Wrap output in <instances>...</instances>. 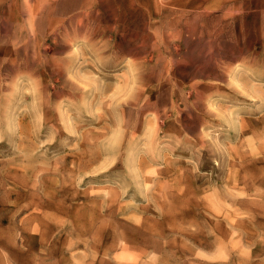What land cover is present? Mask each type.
Here are the masks:
<instances>
[{
  "label": "rangeland",
  "instance_id": "1",
  "mask_svg": "<svg viewBox=\"0 0 264 264\" xmlns=\"http://www.w3.org/2000/svg\"><path fill=\"white\" fill-rule=\"evenodd\" d=\"M238 2L0 0V264H264V0Z\"/></svg>",
  "mask_w": 264,
  "mask_h": 264
},
{
  "label": "bare ground",
  "instance_id": "2",
  "mask_svg": "<svg viewBox=\"0 0 264 264\" xmlns=\"http://www.w3.org/2000/svg\"><path fill=\"white\" fill-rule=\"evenodd\" d=\"M32 1V0H31ZM58 1H61V0H51V2H58ZM62 1H65V0H62ZM101 1V0H100ZM134 2H137L138 0H133ZM169 1H171V0H169ZM198 1H202V3L200 4L202 7L204 6V8L206 9V10H211V11H214V10H220L221 8H222V6H224V5H226V4H230V3H239L238 1H240V0H198ZM173 2V1H172ZM193 2V1H192ZM31 3V2H30ZM56 3H54L53 5H52V7H54L55 5H56ZM189 3V2H188ZM33 4V3H32ZM102 4V3H101ZM73 6H74V4H73ZM104 6H105V4H104ZM103 6V7H104ZM189 6V5H188ZM51 7V8H52ZM163 7V6H162ZM167 7V6H166ZM77 8V7H76ZM262 8V7H261ZM176 9V8H175ZM121 10V9H120ZM26 11V10H25ZM24 11V12H25ZM10 12V11H9ZM71 12H72V10H71ZM121 12V11H120ZM188 12V11H187ZM29 13V12H28ZM220 13V12H219ZM10 14V13H9ZM26 14H27V12H26ZM32 14V13H31ZM163 14V13H162ZM244 14V13H243ZM200 16V15H199ZM182 17V16H181ZM11 18V17H10ZM32 18V17H31ZM190 19H191V17H189ZM112 19V18H111ZM114 19V18H113ZM122 21V20H121ZM123 22V21H122ZM154 22V21H153ZM184 22V21H183ZM10 23V22H9ZM8 23V24H9ZM235 23V22H234ZM95 24V23H94ZM189 24H190V22H189ZM189 24H187V25H189ZM196 24V23H195ZM36 25V24H35ZM234 25V24H233ZM264 25V24H263ZM26 26V25H25ZM112 26V25H111ZM36 27V26H35ZM92 27V26H91ZM118 28V27H117ZM165 28V27H164ZM103 29V28H102ZM173 29V28H172ZM191 29H192V27H191ZM244 29V28H243ZM92 30H93V28H92ZM169 30V29H168ZM109 31V30H108ZM141 31V30H140ZM191 31V30H190ZM197 31V30H196ZM33 32V31H32ZM34 33V32H33ZM60 33V32H59ZM133 33V32H132ZM221 33V32H220ZM35 34V33H34ZM72 34V33H71ZM86 34V33H85ZM107 34V33H106ZM180 34V33H179ZM192 34V33H191ZM138 35V34H137ZM141 35V34H140ZM217 35V34H216ZM223 35V34H222ZM75 36V35H74ZM97 36V35H96ZM99 36V35H98ZM104 36V35H103ZM188 36V35H187ZM210 36V35H209ZM136 37V36H135ZM159 37V36H158ZM173 37V36H172ZM140 38V37H139ZM185 38V37H184ZM188 38V37H187ZM222 38V37H221ZM32 39V38H31ZM82 39V38H81ZM98 39H99V37H98ZM105 39V38H104ZM169 39V38H168ZM190 39V38H189ZM198 39V38H197ZM111 40V39H110ZM143 40V39H142ZM164 40V39H163ZM174 40V39H173ZM95 41V40H94ZM161 41V40H160ZM52 42V41H51ZM54 42H56V41H54ZM193 43V42H192ZM207 43V42H206ZM51 44V43H50ZM92 44V43H91ZM137 44V43H136ZM164 44V43H163ZM168 44V43H167ZM82 45V44H81ZM94 45V44H93ZM201 45V44H200ZM231 45V44H230ZM56 46H57V44H56ZM87 46H89V45H87ZM193 46V45H192ZM93 47V46H92ZM108 47V46H107ZM141 47V46H140ZM170 47V46H169ZM181 47V46H180ZM91 48V47H90ZM218 48V47H217ZM228 48V47H227ZM226 48V49H227ZM130 49H132L131 47H130ZM141 49V48H140ZM239 49V48H238ZM89 50H91V49H89ZM128 50V49H127ZM136 50V49H135ZM204 50V49H203ZM215 50V49H214ZM217 50V49H216ZM219 50V49H218ZM18 51V50H17ZM139 51H141V50H139ZM162 51V50H161ZM196 51V50H195ZM222 51H225V50H222ZM221 51V52H222ZM245 51H247V49L245 50ZM95 52V51H94ZM121 52V51H120ZM126 52H128V51H126ZM137 52H138V50H137ZM193 52V51H192ZM218 52V51H217ZM227 52H229V51H226V53ZM248 52H249V50H248ZM247 52V53H248ZM50 53V52H49ZM93 53V52H92ZM220 53V52H219ZM235 53V52H234ZM262 53H263V51H262ZM93 54H95V53H93ZM98 54V53H97ZM140 54V53H139ZM155 54V53H154ZM192 54V53H191ZM212 54H213V52H212ZM90 55V54H89ZM220 55V54H219ZM225 55V54H224ZM229 55H230V53H229ZM240 55V54H239ZM245 55V54H244ZM20 56V55H19ZM91 56H93V55H91ZM98 56V55H97ZM122 56H123V54H122ZM191 56V55H190ZM230 56H232V55H230ZM236 56H238V55H236ZM61 57V56H60ZM95 57V56H94ZM99 57V56H98ZM125 57V56H124ZM129 57V56H128ZM223 57V56H222ZM227 57V56H226ZM246 57V56H245ZM104 58V57H103ZM114 58V57H113ZM190 59H193V58H191V57H189ZM230 58V57H229ZM256 58V57H255ZM11 59V58H10ZM68 59V58H67ZM98 60H99V58H97ZM125 59H126V57H125ZM129 59V58H128ZM142 59V58H141ZM202 59V58H201ZM220 59V58H219ZM237 59V58H236ZM242 59V58H241ZM253 59V58H252ZM22 60V59H21ZM20 60V61H21ZM31 60V59H30ZM123 60V59H122ZM203 60V59H202ZM233 60V59H232ZM245 60V59H244ZM259 60V59H258ZM261 60H262V58H261ZM24 61V60H23ZM104 61V60H103ZM193 61V60H192ZM242 61V60H241ZM249 61V60H248ZM264 61V60H263ZM22 62V61H21ZM28 62V61H27ZM30 62V61H29ZM114 62V61H113ZM208 62V61H207ZM210 62V61H209ZM219 62V61H218ZM231 62V61H230ZM237 62V61H236ZM235 62V64L234 65H236L237 63ZM257 62V61H256ZM240 63V62H239ZM258 63V62H257ZM27 64V63H26ZM101 64V63H100ZM104 64H106V63H104ZM111 64V63H110ZM110 64H107V65H110ZM122 64V63H121ZM120 64V65H121ZM169 64V63H168ZM205 64V63H204ZM210 64V63H209ZM254 64V63H253ZM252 64V65H253ZM20 65V64H19ZM95 65V64H94ZM106 65V66H107ZM114 65V64H113ZM199 65V64H198ZM11 66V65H10ZM15 66V65H14ZM22 66V65H21ZM29 66V65H28ZM62 66V65H61ZM141 66V65H140ZM158 66V65H157ZM19 67V66H18ZM95 67H97L96 65H95ZM108 67V66H107ZM159 67V66H158ZM200 67V66H199ZM206 67H207V65H206ZM66 68V67H65ZM222 68V67H221ZM246 68V67H245ZM99 69V68H98ZM157 69V68H156ZM172 69H173V67H172ZM208 69V68H207ZM211 69V68H210ZM247 69H249V68H247ZM27 70H28V68H27ZM100 70H102V69H100ZM203 70V69H202ZM251 70V69H250ZM259 70V69H258ZM6 71H8V70H6ZM32 71H35V70H32ZM124 71V70H123ZM204 72H205V70H203ZM224 71V70H223ZM222 71V72H223ZM239 71V70H238ZM243 71H245V70H243ZM111 72V71H110ZM138 72H139V70H138ZM141 72V71H140ZM139 72V73H140ZM233 72V71H232ZM249 72V71H248ZM12 73V72H11ZM26 73V72H25ZM38 73V72H37ZM46 73V72H45ZM142 73V72H141ZM210 73H212V72H210ZM219 73V72H218ZM235 73H238V72H235ZM19 73H17V75H18ZM221 74V73H220ZM225 74V73H224ZM223 74V75H224ZM248 74V73H247ZM17 75L15 76L16 78H18L17 77ZM135 76H136V74H134ZM134 75H133V77H134ZM23 76H24V74H23ZM138 76V75H137ZM164 76V75H163ZM227 76V75H226ZM14 77V76H13ZM61 77V76H60ZM140 77V76H139ZM264 77V76H263ZM12 78V77H11ZM222 78V77H221ZM236 78V77H235ZM251 78H252V76H251ZM14 79V78H13ZM189 79V78H188ZM224 79V78H223ZM253 79V78H252ZM259 79V78H258ZM48 80V79H47ZM195 80V79H194ZM205 80V79H204ZM9 81H10V78H9ZM151 81V80H150ZM199 81V80H198ZM256 81V80H255ZM261 81H262V79H261ZM11 82V81H10ZM200 82V81H199ZM257 82V81H256ZM236 83V82H235ZM14 84V83H13ZM120 84V83H119ZM193 84V83H192ZM7 85H8V82H7ZM15 85V84H14ZM204 85H205V83H204ZM219 85V84H218ZM237 85V84H236ZM207 86V85H206ZM205 86V87H206ZM238 86V85H237ZM12 87V86H11ZM128 87V86H127ZM201 87H203V86H201ZM210 87V86H209ZM8 88V87H7ZM238 88H241L242 89V87H238ZM124 89V88H123ZM15 90V89H14ZM64 90V89H63ZM219 90V89H218ZM65 91V90H64ZM123 91V90H122ZM8 92H11V91H8ZM8 92H6V93H8ZM60 92V91H59ZM124 92V91H123ZM233 92V91H232ZM14 93V92H13ZM13 93H11V94H13ZM58 93V92H57ZM61 93V92H60ZM70 93V92H69ZM229 93V92H228ZM4 94V93H3ZM121 94V93H120ZM64 95V94H63ZM254 95V94H253ZM10 96H12V95H10ZM22 98V97H21ZM77 98V97H76ZM95 98V97H94ZM158 98V97H157ZM200 98V97H199ZM8 99V98H7ZM209 99V98H208ZM8 101V100H7ZM48 101H49V99H48ZM95 101V100H94ZM175 102V101H174ZM5 103V102H4ZM45 103V102H44ZM48 105H50V104H48ZM139 105V104H138ZM3 106V105H2ZM81 108V107H80ZM51 110V109H50ZM81 110V109H80ZM117 110V109H116ZM3 111V110H2ZM1 111V112H2ZM43 111H44V109H43ZM47 111V110H46ZM123 112V111H122ZM20 114H21V112H20ZM4 115H5V113H4ZM3 115V116H4ZM231 116V115H230ZM135 117V116H134ZM17 118V117H16ZM44 119V118H43ZM93 119V118H92ZM124 119V118H123ZM138 119V118H137ZM25 120V119H24ZM70 121V120H69ZM100 121V120H99ZM107 121V120H106ZM216 121V120H215ZM217 121H219V120H217ZM205 122V121H204ZM13 123H15V122H13ZM17 123V122H16ZM75 123V122H74ZM219 123H220V121H219ZM43 124H44V122H43ZM72 124V123H71ZM152 124H153V122H152ZM5 125V124H4ZM133 125V124H132ZM197 125V124H196ZM99 127V126H98ZM243 127H244V125H243ZM63 128V127H62ZM197 128H198V125H197ZM98 129V128H97ZM133 129V128H132ZM246 129V128H245ZM118 131V129H115V131ZM149 131H150V129H148ZM155 132V131H154ZM115 133V132H114ZM113 133V134H114ZM115 135H117L116 133H115ZM115 135H113V137H115ZM262 135V134H261ZM264 135V134H263ZM41 136V135H40ZM91 136V135H90ZM6 137V136H5ZM133 137H135V136H133ZM146 137V136H145ZM152 137V136H151ZM81 138V137H80ZM118 138V137H117ZM20 139V138H19ZM112 139V138H111ZM116 139V138H115ZM119 139V138H118ZM148 139H149V136H148ZM106 140V139H105ZM113 140V139H112ZM120 140V139H119ZM119 140H117L118 142H119ZM125 140V139H124ZM127 140V139H126ZM166 140V139H165ZM117 141H115L116 142V144L118 143ZM152 141V140H151ZM89 142V141H88ZM105 142V141H104ZM108 142V141H107ZM191 142V141H190ZM101 143V142H100ZM124 143H125V141H124ZM191 143H193V142H191ZM111 144V143H110ZM119 144V143H118ZM205 144V143H204ZM192 145V144H191ZM109 146V145H108ZM202 146V145H201ZM101 147V146H100ZM106 147V146H105ZM123 147V146H122ZM256 147V146H255ZM78 148V147H77ZM102 148V147H101ZM109 148V147H108ZM113 149V148H112ZM105 150V149H104ZM114 150V149H113ZM122 150H123V148H122ZM237 150V149H236ZM121 151V150H120ZM256 151V150H255ZM254 151V152H255ZM259 151V150H258ZM105 152V151H104ZM115 152V151H114ZM237 152V151H236ZM257 152V151H256ZM103 153V152H102ZM107 153H108V151H107ZM118 153H119V151H118ZM24 154V153H23ZM86 156V155H85ZM115 156V155H114ZM257 156H259V155H257ZM72 157V156H71ZM261 157H263V156H261ZM109 158V157H108ZM113 160V159H112ZM111 160V158H110V161H112ZM109 161V160H108ZM112 163V162H111ZM110 163V164H111ZM3 164V163H2ZM6 164V163H5ZM100 164V163H99ZM134 164V163H133ZM132 164V166H134ZM141 165H142V163H140ZM103 165V164H102ZM138 165H139V163H138ZM150 165V164H149ZM93 168V167H92ZM133 168H135V166L133 167ZM56 169V168H55ZM231 169V168H230ZM94 170V169H93ZM130 170V169H129ZM131 170H133V169H131ZM130 170V171H131ZM152 171V170H151ZM109 172V171H108ZM134 172V171H133ZM82 173V172H81ZM142 173V172H141ZM230 173V172H229ZM135 175H138L137 173H134ZM133 174V175H134ZM240 174V173H239ZM238 174V175H239ZM36 175V174H35ZM101 175V174H100ZM104 175V174H103ZM134 175V176H135ZM237 175V176H238ZM130 176H132V175H130ZM40 177V176H39ZM136 177V176H135ZM138 178V177H137ZM133 179H136V178H134L133 177ZM144 179V178H143ZM157 179V178H156ZM229 179V178H228ZM60 180V179H59ZM137 180V179H136ZM139 180V179H138ZM137 180V181H138ZM145 180V179H144ZM230 180V179H229ZM139 181H141V180H139ZM155 181V180H154ZM136 182V181H135ZM236 182V181H235ZM39 183V182H38ZM132 185V184H131ZM32 186V185H31ZM122 186V185H121ZM140 185H138V187H139ZM153 186V185H152ZM10 187V186H9ZM176 187H179V186H176ZM120 188V187H119ZM125 188V187H124ZM122 189H123V187H122ZM138 189H141V186L138 188ZM137 189V190H138ZM153 189V188H152ZM125 190V189H124ZM128 190V189H127ZM143 190V189H142ZM142 190H139V191H142ZM99 191V190H98ZM149 191V190H148ZM148 191H146V192H148ZM144 192V191H143ZM127 193V192H126ZM142 193V192H141ZM109 194V193H108ZM125 195V194H124ZM123 195V196H124ZM99 199V198H98ZM111 199V198H110ZM109 199V200H110ZM100 200V199H99ZM31 201V200H30ZM13 202V201H12ZM41 202V201H40ZM44 202V201H43ZM207 202V201H206ZM37 203V202H36ZM207 204V203H206ZM35 205V204H34ZM31 206V205H30ZM36 207V206H35ZM124 207V206H123ZM222 208H223V206H221ZM121 208V207H120ZM23 209V208H22ZM119 209V208H118ZM35 210V209H34ZM102 210V209H101ZM121 210V209H120ZM225 210V209H224ZM104 211V210H103ZM210 211H211V209H210ZM25 212V211H24ZM35 212V211H34ZM37 212V211H36ZM106 212V211H105ZM213 212V211H212ZM231 213V212H230ZM34 214V213H33ZM37 214H38V212H37ZM91 219V218H90ZM5 221V220H4ZM15 222V221H14ZM146 224H148L147 222H146ZM218 227V226H217ZM96 231V230H95ZM94 234V233H93ZM219 242V241H218ZM91 245V244H90Z\"/></svg>",
  "mask_w": 264,
  "mask_h": 264
}]
</instances>
